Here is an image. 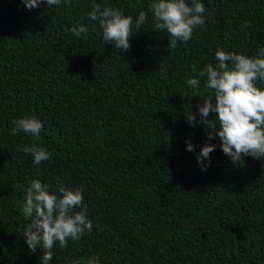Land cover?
I'll return each instance as SVG.
<instances>
[{
	"label": "trees",
	"instance_id": "trees-1",
	"mask_svg": "<svg viewBox=\"0 0 264 264\" xmlns=\"http://www.w3.org/2000/svg\"><path fill=\"white\" fill-rule=\"evenodd\" d=\"M152 2L62 0L28 10L0 0V264H41L18 206L33 179L57 195L61 185L83 188L94 225L63 249L57 242L49 264L94 255L100 264H264V159L234 164L217 147L202 171L196 153L220 139L185 117L199 118L196 105L214 95L200 72L217 63V49L254 56L264 47V0H201L206 27L175 48L155 28ZM95 3L134 21L147 14L129 51L105 44L87 17ZM79 24L89 32L77 38L69 29ZM192 77L198 88L187 85ZM28 116L43 122L35 143L51 153L39 164L23 151L32 137L10 134Z\"/></svg>",
	"mask_w": 264,
	"mask_h": 264
},
{
	"label": "clouds",
	"instance_id": "clouds-1",
	"mask_svg": "<svg viewBox=\"0 0 264 264\" xmlns=\"http://www.w3.org/2000/svg\"><path fill=\"white\" fill-rule=\"evenodd\" d=\"M22 3L28 10L39 8L41 4L51 9L52 6L59 7L62 0H22ZM63 3L70 5L71 0H63ZM149 10L155 28L168 33V46L171 48H175L178 41H189L194 29L206 27V7L201 0H153ZM87 17L98 23L105 44H111L120 52L131 49L134 27L139 29L148 19L144 11H140L134 21L131 15H125L111 6L102 7L99 3L92 5ZM244 26L251 27V24L245 21ZM69 31L80 38L81 34L89 32V27L85 24L73 25ZM215 59V65L208 64L200 72V76H206V87L214 95L196 105L199 118L190 110L185 112L186 123L190 127L203 124L209 130V141L217 136L220 139L219 145L205 142L198 153L197 145L186 141V150L196 153L202 171L210 166V154L217 147L234 164L247 156L264 159V88L256 84L257 81L264 82V47H260L254 56L217 49ZM186 83L195 89L200 80L192 77ZM210 114H215V118L209 119ZM13 123L15 126L10 134L23 132L32 137L34 143L31 147H24L23 151L32 156L33 163L49 160L51 153L35 143L44 131L43 122L35 116H28ZM48 189V184L38 179L31 180L24 200L18 205L24 217L30 220L23 229L29 250L35 253L38 246L43 249L41 264H49L52 260L57 242L63 249L69 241L79 240L85 232L91 233L94 226L83 204V188L68 189L61 185L59 195L50 193ZM77 208L81 210L75 211ZM70 264H100V260L94 255L87 260H72Z\"/></svg>",
	"mask_w": 264,
	"mask_h": 264
}]
</instances>
